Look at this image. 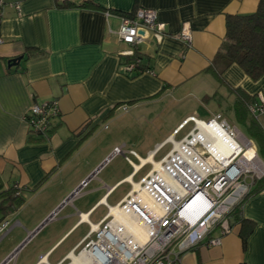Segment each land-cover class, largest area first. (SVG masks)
<instances>
[{
	"label": "crops",
	"instance_id": "0c3cea01",
	"mask_svg": "<svg viewBox=\"0 0 264 264\" xmlns=\"http://www.w3.org/2000/svg\"><path fill=\"white\" fill-rule=\"evenodd\" d=\"M94 1L103 8H60L56 0L0 5V192L13 188L23 200L4 216L0 263L16 250L7 264H91L77 257L83 243L115 222L155 162L197 128L191 117L206 121L223 105L231 110L233 89L257 102L264 97V76L252 80L237 64L220 76L209 68L226 15L253 12L259 0ZM142 8L156 11L165 35L146 33L139 48L148 69L132 74L123 67L132 47L117 35L119 16ZM186 22L189 44L177 38ZM52 99L51 132L29 133L30 107ZM173 104L187 107L174 126ZM157 119L168 128L155 129ZM115 147L121 152L111 156ZM242 215L254 222L245 251L236 224L220 244L200 243L175 264H264V191L243 202ZM109 232L120 243L118 225Z\"/></svg>",
	"mask_w": 264,
	"mask_h": 264
},
{
	"label": "built area",
	"instance_id": "2783aa9c",
	"mask_svg": "<svg viewBox=\"0 0 264 264\" xmlns=\"http://www.w3.org/2000/svg\"><path fill=\"white\" fill-rule=\"evenodd\" d=\"M3 0H0V5ZM18 5V4H17ZM17 7V6H16ZM120 24L117 30L119 39L131 46L126 52L130 55L133 47L141 45L146 33L160 39L164 34L163 26L157 20V13L153 9L142 8L134 11L131 15H120ZM143 31V34L139 31ZM192 32L189 24L183 23L177 38L189 44ZM126 72H132L134 63L123 65ZM123 109H126L123 106ZM251 111L256 118L264 117V97L251 105ZM58 114L57 100L52 99L43 103H33L25 116L28 127L37 135H44L51 126V119ZM197 127V119L191 117ZM220 123L221 127L235 137L237 128L221 118L220 114L214 115L208 120ZM198 133V128L190 132L184 138L182 145L190 146L193 150L189 154L182 155L174 147L160 162L159 168L150 171L139 183L138 188L129 192L122 206H127L134 216H141L144 225L150 230L148 239L139 247L131 249L120 242L117 249L126 258L123 262L114 261L110 255L108 238L113 237L109 230L113 224L112 220L107 221L95 233V237H89L77 257L88 256L91 264H174L180 261L181 255L186 250L200 244L218 245L221 237L231 232L228 220V213L237 205L243 196L249 192L255 179L264 177V161L259 157L255 147L250 140L249 145L253 148L256 157L262 164V169L255 174L244 175L246 172L234 174L232 170L233 159L228 163H214L213 168L207 167L208 158L211 154L197 139L194 143L188 141ZM197 145L204 148L209 157L204 158V151H198ZM121 152L120 147H115L112 155ZM132 152V151H131ZM133 153V152H132ZM189 155V157H188ZM193 158V162H191ZM110 156L103 162L109 161ZM250 177V181H248ZM84 183V182H83ZM147 190L151 197L161 203L163 212L156 215L151 212L145 203H141L139 198L140 190ZM264 191V188H262ZM79 189L73 192L78 194ZM55 212L50 218L54 217ZM8 221L6 218L0 220V239L6 233ZM218 231L217 235H213ZM117 239L116 236H114ZM130 243V242H129ZM16 250L7 256L0 264L13 262ZM104 259V260H103ZM106 259V260H105Z\"/></svg>",
	"mask_w": 264,
	"mask_h": 264
},
{
	"label": "trees",
	"instance_id": "16d2710c",
	"mask_svg": "<svg viewBox=\"0 0 264 264\" xmlns=\"http://www.w3.org/2000/svg\"><path fill=\"white\" fill-rule=\"evenodd\" d=\"M137 2L135 0V4ZM56 4L60 8H103L94 0H56ZM134 11L131 10L127 15H131ZM30 50L31 52L36 50L37 54L41 52L38 49L26 47V51ZM129 63H134L132 72H130L132 74H140L148 69V66L143 62L139 46L133 47L132 54L125 55L124 65ZM231 64H237L252 80L264 76V0H259L253 12L226 15L225 38L209 68L220 76ZM232 91L236 96L230 109L245 129L247 138L255 144L259 157L264 161V125L251 111V105L257 101L254 96L245 93L242 89H233ZM51 130L50 126L47 133L39 136L44 138ZM28 131L33 133L29 127ZM262 188H264V177L255 179L249 192L227 215L231 228L236 224L239 225L238 235L242 241L243 251L247 248V240L254 228V222L243 217L242 204L249 196L261 191ZM22 201L13 188L1 191L0 220L4 219L10 208L20 205ZM240 264H244V262Z\"/></svg>",
	"mask_w": 264,
	"mask_h": 264
},
{
	"label": "bare ground",
	"instance_id": "6f19581e",
	"mask_svg": "<svg viewBox=\"0 0 264 264\" xmlns=\"http://www.w3.org/2000/svg\"><path fill=\"white\" fill-rule=\"evenodd\" d=\"M197 123L198 133H194L193 138L191 140L188 138V141L194 143L199 139L204 147L208 149L211 156L208 158L209 163H207V167L213 168L212 164L214 163H228L233 159L232 170L234 174L249 170L259 172L262 169V164L256 157L249 142L242 135L245 142L238 137V130L235 132V137H232L227 130L221 127L220 123L213 121L209 124L208 121L199 119H197ZM174 147L178 149L182 155H187L189 151L193 150L190 146L182 145L180 141L176 142ZM191 162H193V158H191ZM155 163V168H159V163ZM136 188H138V185L135 186V189ZM138 196V200L141 203H145L150 211L154 212L157 216L163 212L161 203L151 197L147 190H140ZM116 218L114 223L118 225V229H121L123 235L120 242H123L131 249L142 246L146 242L150 230L145 227L144 220L140 215L134 216L127 206H121L119 215L116 216ZM118 241L114 237L108 238L110 246L109 252L113 259H115L114 261L123 262L126 256L117 249V245L119 244ZM83 259H85L86 262H90L89 257L86 255L83 256Z\"/></svg>",
	"mask_w": 264,
	"mask_h": 264
},
{
	"label": "rangeland",
	"instance_id": "374dc122",
	"mask_svg": "<svg viewBox=\"0 0 264 264\" xmlns=\"http://www.w3.org/2000/svg\"><path fill=\"white\" fill-rule=\"evenodd\" d=\"M192 37V36H191ZM171 107V111H172V115H171V123H172V126H174V122H175V120L177 119V117L178 116H180V114L181 113H184L185 111H186V108L187 107H185V106H178L177 104H173L172 106H170ZM226 107H228L227 105L226 106H224L223 105V107H221L218 111H214V113H213V115H208V117H207V113L206 114H204L203 115V117H204V119L206 120V121H208L209 119H211L214 115H217V114H220L221 115V118L222 119H224L225 118V120L230 124V126L231 127H235V128H237V130H238V137L243 141V142H245V140H244V138L242 137V136H244V137H248V135H247V133H246V131H245V129L243 128V126H241V124H240V122H239V120L238 119H236V116H235V114H234V112L232 111V110H228V108H226ZM169 109V108H168ZM165 110L164 112H163V116H167V115H169V111L170 110ZM163 118V117H162ZM161 118V119H162ZM261 120H264V118H260ZM158 120H160V119H157L156 120V126H155V129H157V130H159V128H168V126H160L159 124L161 123L160 121H158ZM166 122V121H165ZM150 129H152V127L150 126L149 127ZM242 135V136H241ZM255 145V144H254ZM253 145V146H254ZM256 148V147H255ZM197 149H198V151H200V150H202V151H204V153H205V157L204 158H208L210 155H209V153L203 148L202 149V147L201 146H199V145H197ZM159 156H157L156 157V159L158 158ZM239 158V157H238ZM237 158V159H238ZM108 162V161H107ZM248 175V176H250V175H252L253 176V174H255V172L253 171V170H249V171H247L246 173H244V175ZM248 181H250V177H248Z\"/></svg>",
	"mask_w": 264,
	"mask_h": 264
},
{
	"label": "water",
	"instance_id": "95a60500",
	"mask_svg": "<svg viewBox=\"0 0 264 264\" xmlns=\"http://www.w3.org/2000/svg\"><path fill=\"white\" fill-rule=\"evenodd\" d=\"M139 33H141V34H143V31H139ZM22 59V57L20 56V57H16V58H12V59H10V60H8V66L9 67H11V66H16L18 63H19V61ZM246 138V137H245ZM247 139V138H246ZM248 140V139H247ZM77 190V189H76ZM73 195V194H72ZM66 200H68V198L66 199Z\"/></svg>",
	"mask_w": 264,
	"mask_h": 264
},
{
	"label": "clouds",
	"instance_id": "9594fccd",
	"mask_svg": "<svg viewBox=\"0 0 264 264\" xmlns=\"http://www.w3.org/2000/svg\"><path fill=\"white\" fill-rule=\"evenodd\" d=\"M247 138V137H246ZM248 139V138H247ZM249 140V139H248ZM251 141V140H250Z\"/></svg>",
	"mask_w": 264,
	"mask_h": 264
}]
</instances>
